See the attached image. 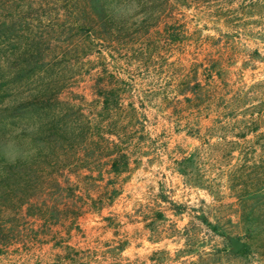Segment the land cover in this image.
I'll return each instance as SVG.
<instances>
[{
  "label": "rangeland",
  "instance_id": "obj_1",
  "mask_svg": "<svg viewBox=\"0 0 264 264\" xmlns=\"http://www.w3.org/2000/svg\"><path fill=\"white\" fill-rule=\"evenodd\" d=\"M152 1L126 0L128 12L123 16L102 18L97 0H0V173L6 163L47 154L53 129L66 124L78 136L74 143L79 146L59 150L65 165L59 170L69 171L67 175L79 170L76 163L85 145L92 149L101 140L100 90L121 86L122 103L133 104L139 112L137 116L130 109L120 121L136 126L122 143L133 136L137 146L129 173L120 177L121 197L103 213L115 219L117 229H110L100 214H89L66 229L38 232L26 226L20 236L15 230L3 238L1 231H11L21 219L13 208L16 199L0 192V264H97L93 259L100 264H264V192L251 200L256 221L250 233L246 217L234 215L237 198L225 188L227 173H241L248 161L260 172L264 167V3L245 10L243 0H190L187 7L179 0L180 4L171 1L166 12ZM174 27L182 31L180 43L170 41ZM210 55H224L229 90L243 95L239 110L189 114L186 109L176 125L169 108L185 110L177 100V69L185 73ZM57 73L65 79V88L52 109L43 108L35 101L36 91ZM189 120L200 138L187 134ZM223 131L234 141L226 151L219 146ZM185 154L202 157L196 170L217 186L224 185L222 194L213 198L186 187L174 172L175 161ZM105 155L104 151L96 163H104ZM65 178L63 173L61 180ZM85 184L84 178L82 188ZM169 191L177 201L188 202L190 211L181 218L168 213L172 223L166 229L176 224L181 234L160 240L147 227L152 221L149 212L157 206V197ZM139 199L147 212L143 220L132 210ZM201 210L212 221L213 216L226 215L221 225L229 251L238 254L234 238L245 243L248 255L228 254L220 235L201 224ZM113 246L126 250L111 253Z\"/></svg>",
  "mask_w": 264,
  "mask_h": 264
},
{
  "label": "trees",
  "instance_id": "obj_2",
  "mask_svg": "<svg viewBox=\"0 0 264 264\" xmlns=\"http://www.w3.org/2000/svg\"><path fill=\"white\" fill-rule=\"evenodd\" d=\"M147 1L150 3L152 0ZM171 1L180 4L179 0H153L152 2L160 3L164 7V10L168 12V5ZM182 1L185 2L182 3L184 4L183 6H189L187 2L190 0ZM247 1H242V9L251 10L253 8H260L261 4L264 3V0H250L252 4L249 3V5L245 3ZM97 4L98 8H100V17L102 18H108L110 16L119 17L123 16L124 12H128L126 0H97ZM240 15L241 17H247L244 16V13H240ZM250 17L255 19L258 18L257 16ZM241 22H243V20H241ZM111 26L114 25L111 24ZM169 33L171 36L170 41L174 43L182 42L181 30L174 27ZM191 68L192 69H188L185 73L177 69L179 72L176 76L178 78V84L176 86L178 95L177 100H180L179 104H181V106H185V110L181 112L180 110H183V108L180 106H172L169 108L173 111L171 116L176 120V125H179V123L181 124L180 120L184 117V114L187 113L186 109H188L189 114H193L195 110L201 111V113L207 112V110H216L219 114L228 110H239V105L243 101V95L242 93L229 90L230 85L228 84L230 78L225 76L227 68L229 67L224 59V55H222L221 58L210 55L205 61L199 63L196 61L192 63ZM65 84V79L57 73L56 77L54 76L48 83L41 84L37 89L34 97L35 101L40 103L43 108L48 107L52 109V107H54V101L58 100L56 97L65 88ZM121 88V86L107 87L106 90L99 91L100 95L97 93L100 99H102L103 106L99 116L101 118L100 122L104 124L102 126L98 125L101 140L95 142L92 149H90L91 147H88V145H85V154L79 157L76 163L79 170L76 169V171L70 175H67L69 171L65 172L63 169L59 170L63 164V159L60 161V157H58L59 150L62 149L63 146L67 148L75 147V145L79 146L77 143H74L75 138L78 136L71 131L68 124L59 131L58 129H56L57 131L53 129L55 132H52L50 135L48 142L49 147H46L47 154L41 153L39 157L35 159L6 163V167L0 173V192L7 197V194H10L12 201L13 198L16 199L13 208H15L17 212L16 215L21 221L14 227L12 226V229H10L11 231L7 229L4 231L3 229V231H1L3 238L7 237L8 239L10 233L15 230L20 236L24 232L26 226H30L32 229L37 228L35 230H38V232L41 230L51 232L55 227L66 229V225H78L81 218L89 214H100L102 220L110 229H117L118 225L115 219H113V217H104L103 213L109 208H112L121 197L124 184L121 183L120 177L129 173L135 158L134 149H136L137 146L133 136H130L125 144L122 143L124 136L130 135L131 131L136 126L135 124L130 125V122L125 123V125H120V121L121 119L124 120L123 116L131 114L129 113L130 109L138 113L137 116L139 115V112H137L138 109H134L133 104L127 107L122 103V94H120ZM231 95L233 96L230 97ZM118 113L121 114L122 117H118ZM132 117L135 116L132 114ZM118 123L119 125H117ZM223 124L224 123H222V125ZM186 127L189 130L187 133L188 135L194 136L198 134V138H200L201 132H194L195 126L191 124L190 120ZM222 128L223 127L215 128V130L219 132L223 130ZM222 133H224V135H221L223 139H220L219 142L221 143H219V146L223 148L222 150L226 151L229 146L234 145V141H228L226 136L228 132L223 131ZM81 134L80 136L84 137V134ZM104 151L106 152L104 163L103 160H99L97 164V160L101 159L99 157ZM50 157H52V159L47 161ZM42 158L44 160H42ZM202 160V157H198L194 154H185L175 161L174 164L176 165V169L174 172L182 178L183 183L188 189L206 192L209 196L214 198L215 195L222 194L224 185L220 187L217 186L216 183H213V179L208 180L206 175H202L196 170L197 166H200ZM43 162L47 163V167ZM64 166L63 164V167ZM258 169L259 168L250 160L245 164L244 170L241 171V173L235 171L231 173V175L228 173L226 175L229 179L225 183V188L231 190L233 195L237 198L238 204L235 206L239 205L234 215L241 213L246 217L245 224L248 225V231L250 233L254 231L253 226L256 221L253 215L254 204H252L251 200H254L255 196L264 192V167L261 172ZM59 172H61L60 177L58 176ZM63 173L65 174L66 182L61 180ZM105 174L109 176L107 179H105L107 176H105ZM74 175L77 179L74 178ZM84 178L87 179V184L82 188ZM241 182H244L246 185L244 189H240ZM3 185L6 187V191L3 189ZM257 185L258 187H256ZM173 193L174 191H169V194H171L169 195L168 193L162 192L156 199L157 206L152 207L149 212L152 216L150 217L152 221L147 227L149 226L153 234L158 236L160 240L173 239L180 237L181 234L176 224H174L176 226L175 229H171L170 226V230L166 229L168 225L172 223L170 219H168V213H172L176 217L181 218L189 214L190 211H188V209H190L188 202L183 203L177 201L174 199L175 195H173ZM2 194L0 200L4 198ZM203 203H205V201ZM2 208L0 204V210ZM145 208L146 207H144V204L139 199L134 203L132 210L140 220H143L145 219V215H143L144 212H146ZM229 211H231V209ZM201 212L203 213V216L199 218L201 224L208 226L210 232L220 235L223 240L225 251L228 254L236 257H245L248 255L247 246L238 254H233L229 251L230 247L224 229L225 227L222 228L223 224L221 225L223 220L226 219V215L213 216L215 221H212V217L210 218L209 215H206L204 210H201ZM24 221L28 223H24ZM186 238L188 240L189 235ZM118 249L122 252L126 250L125 247L119 246V248H117V246H113L110 252L112 253L113 250L117 252ZM90 257L94 258L93 256ZM93 260L95 263L100 264L98 259Z\"/></svg>",
  "mask_w": 264,
  "mask_h": 264
},
{
  "label": "water",
  "instance_id": "obj_3",
  "mask_svg": "<svg viewBox=\"0 0 264 264\" xmlns=\"http://www.w3.org/2000/svg\"><path fill=\"white\" fill-rule=\"evenodd\" d=\"M231 241H232V244L234 246L233 250L235 253H239L241 250H243L245 248V243H243L237 239H234V238H232Z\"/></svg>",
  "mask_w": 264,
  "mask_h": 264
}]
</instances>
